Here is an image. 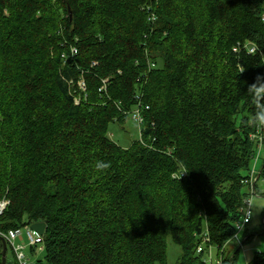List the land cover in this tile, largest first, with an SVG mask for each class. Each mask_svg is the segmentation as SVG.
<instances>
[{
    "label": "trees",
    "instance_id": "1",
    "mask_svg": "<svg viewBox=\"0 0 264 264\" xmlns=\"http://www.w3.org/2000/svg\"><path fill=\"white\" fill-rule=\"evenodd\" d=\"M263 83L264 0H0V231L42 226L36 264H168L169 238L205 264L204 235L236 264ZM137 109L123 148L110 125Z\"/></svg>",
    "mask_w": 264,
    "mask_h": 264
},
{
    "label": "rangeland",
    "instance_id": "2",
    "mask_svg": "<svg viewBox=\"0 0 264 264\" xmlns=\"http://www.w3.org/2000/svg\"><path fill=\"white\" fill-rule=\"evenodd\" d=\"M109 138L120 145L123 148H129L132 143L140 140V133L138 125L129 116L123 124L114 122L109 128ZM262 157L264 156V147L262 148ZM258 188L260 193L252 196L251 206V223L247 227V232L242 233L241 237H248L249 240L245 243L244 248L240 249L239 244L235 240H231L227 245V251L236 253L239 251L236 264H250L254 259L256 253H264V182L260 179L258 181ZM8 207V206H7ZM33 227L32 225H29ZM206 228V223L204 224ZM36 230L43 233L44 228L39 226ZM206 230L203 234H205ZM21 242V241H20ZM26 242L25 254L29 258V264H36L39 259H43L44 252L42 246L35 247V251H32L28 241ZM181 254V249L174 244L171 238L168 239L167 258L168 264H177ZM204 261L209 259V255L206 252L204 255ZM212 257L214 260H219L217 252L212 251ZM215 263L217 261H214Z\"/></svg>",
    "mask_w": 264,
    "mask_h": 264
},
{
    "label": "built area",
    "instance_id": "3",
    "mask_svg": "<svg viewBox=\"0 0 264 264\" xmlns=\"http://www.w3.org/2000/svg\"><path fill=\"white\" fill-rule=\"evenodd\" d=\"M245 47H248L247 49L249 50V53H255L254 47L252 46H245ZM71 52H72V55H76L78 53V49L74 47L72 48ZM63 57L66 58V55L64 54ZM108 83H109V79H105L103 81V86L99 89L100 93H103L104 91H106ZM79 87L82 91L86 90V84L84 80L79 82ZM260 91L264 95V83L261 85ZM75 102L76 104H79L80 100H75ZM129 115L132 118V120L138 125L139 133L142 134L143 118L141 116L140 111L137 109L129 113ZM254 138L259 140L260 142L259 148L261 150L264 137L261 135H257V136H254ZM258 160H259V155L254 161L255 164H257ZM254 173L255 172L253 171L251 175L252 176L251 182H255ZM253 195H255V191L251 190L250 196L245 200L244 206L242 207L241 219L235 225L236 233L233 239L237 241L238 244L241 245V247L243 246V240L241 239L240 236L251 222V215H252L251 206H252V196ZM8 205H9L8 200L0 201V215L4 213ZM0 237L3 238L7 242L8 249L10 248L14 252L19 264H29V258L25 254V250L27 246L25 239L28 241L31 247H38V246H42L43 244V235L40 232H38L36 229H34L33 227H30L29 225L11 229L8 232L0 231ZM206 241H208V239L206 235H204L203 243L199 245L198 247V253H204V254L206 253L205 248H204ZM42 250H43V247H42ZM212 251L213 249H211L208 252L209 259L205 260L204 263L205 264H222L220 259L214 260V258L212 257ZM214 261H217V262L215 263Z\"/></svg>",
    "mask_w": 264,
    "mask_h": 264
},
{
    "label": "clouds",
    "instance_id": "4",
    "mask_svg": "<svg viewBox=\"0 0 264 264\" xmlns=\"http://www.w3.org/2000/svg\"><path fill=\"white\" fill-rule=\"evenodd\" d=\"M257 95H259V93H257ZM261 119H264V117H261ZM94 167L97 172H103L111 167V163L107 161H97Z\"/></svg>",
    "mask_w": 264,
    "mask_h": 264
},
{
    "label": "crops",
    "instance_id": "5",
    "mask_svg": "<svg viewBox=\"0 0 264 264\" xmlns=\"http://www.w3.org/2000/svg\"><path fill=\"white\" fill-rule=\"evenodd\" d=\"M263 167H264V156L261 157V159L257 163V169H256L257 176L255 177L256 181H259L261 179L264 182V179L261 178V171H262Z\"/></svg>",
    "mask_w": 264,
    "mask_h": 264
},
{
    "label": "water",
    "instance_id": "6",
    "mask_svg": "<svg viewBox=\"0 0 264 264\" xmlns=\"http://www.w3.org/2000/svg\"><path fill=\"white\" fill-rule=\"evenodd\" d=\"M146 133H148V131H146ZM0 240L3 243V264H7V252H8V245L7 242L0 237Z\"/></svg>",
    "mask_w": 264,
    "mask_h": 264
}]
</instances>
